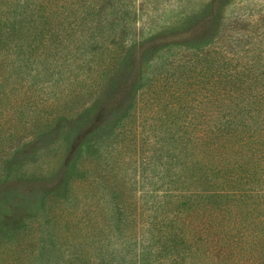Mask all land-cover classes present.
<instances>
[{"label": "rangeland", "instance_id": "obj_1", "mask_svg": "<svg viewBox=\"0 0 264 264\" xmlns=\"http://www.w3.org/2000/svg\"><path fill=\"white\" fill-rule=\"evenodd\" d=\"M75 1L74 24L73 19L51 22L56 30L64 33L62 37L68 36L62 41L66 47L34 45L27 38V44L18 50L10 104L20 99L19 95L34 96L39 102L47 96H55L61 99L62 105L68 103L70 96L84 87L87 81L86 71L91 72L93 68L94 50L97 56L102 55L100 58L105 56L107 62L111 58L106 53L109 52V41L99 46L88 43L92 35L99 33L95 28L100 21L108 20L114 26L116 22L113 20L119 18V25L126 24L128 28L122 42L125 47L123 54H126L117 66L114 64L115 70L103 77L107 82L102 90L78 109L70 110L69 105L65 111H60L58 107L47 111L41 106L31 107L34 114L25 109L26 128L36 133L22 139L0 156V252L10 244L25 246L30 258L27 264H44L48 260V252L52 256L50 262L66 263V259L56 251L54 233L60 229L74 230L65 224L64 219L78 206L72 202L76 192L68 186L71 177L74 181L87 179L82 189L76 184L80 198L94 186L95 204L102 205L101 212H111V216L104 221L107 235L98 239L104 256L108 255L109 264H116L118 250L131 246V250L140 255L143 254V247L152 244L146 224L154 222V208L159 201L167 203L168 197L175 195L173 190L183 186L178 180H187L189 174L182 171V166L190 164L186 157H192L193 152L183 151L181 145L171 139L173 127L166 126V119L179 107L175 94L183 91L179 90L177 80H174L177 74L173 75V84L166 93H162L160 87L149 88V84L156 81V75L161 74L166 65H171L184 48L207 45L221 36L227 51L240 50L241 47L232 45L234 39L243 42L244 48H250L249 52L234 54L241 65L249 61L252 52L263 56V66L257 73L247 72L239 66L226 73V79L231 74L232 79L241 80L242 89L235 87L230 92L236 99L211 106L210 102L198 104L197 100H188V105L182 102L185 113L199 108L221 113L236 110L239 107L236 102L250 93L247 89H253L255 83L264 77V0ZM100 3L101 9L96 10ZM82 16L93 17L95 21L86 28ZM77 23L80 24L78 31L75 27ZM47 24L44 22L43 26L47 27ZM50 35L44 33L43 36L49 38ZM71 54L73 59L68 57ZM173 65L176 70L179 69L178 64ZM19 77L24 81L18 82ZM60 81L64 88L56 85ZM139 99L141 110L136 104ZM83 102L80 101V104ZM188 106L191 107L189 111ZM253 107L248 104V109L253 110ZM50 110L49 116L57 114L64 117L55 116L52 121L46 119ZM5 112L15 118V110L10 105ZM151 113H154L153 116ZM127 114H132V117L125 120ZM30 117L37 118L36 122L31 124ZM130 129H135L137 143L128 149H121L119 159L112 157L108 160L109 164L98 166L93 164V159L85 158L88 151L96 152L98 146H103L104 150L110 148L115 139L126 144L131 137ZM106 165L113 169L109 176L110 169ZM107 192L120 207L124 206L123 212V209H111V205L104 204ZM86 210L80 214L83 221L93 216L96 219V212L92 213L88 207ZM122 214L124 217H121ZM121 218L124 219L122 221L128 220L132 227L124 229L122 226V232H117L115 230ZM115 225L113 230L110 229ZM124 234L128 237H123ZM67 246L63 245L65 250H69ZM13 251L6 249L7 254L0 253V262L2 256L6 257ZM154 260L153 255L152 264H155ZM186 263L197 264L198 259H188ZM119 264L141 263L137 257H128L126 262Z\"/></svg>", "mask_w": 264, "mask_h": 264}, {"label": "trees", "instance_id": "obj_2", "mask_svg": "<svg viewBox=\"0 0 264 264\" xmlns=\"http://www.w3.org/2000/svg\"><path fill=\"white\" fill-rule=\"evenodd\" d=\"M75 2V0H0V156L6 154L8 149L13 148L22 139L36 133V131L32 133L33 129L26 128L25 109L28 108V113L34 114L31 107L41 106L44 111L49 108L55 110L58 107L60 111H65L67 105L70 110L83 106L102 90L107 82L103 77H107L109 72L115 70L114 64L117 66L125 57L122 42L128 28L126 24L119 25L121 22L119 18L113 20L116 22L114 26L108 20L100 21L95 28L99 33L95 32L88 43L99 46L109 41V52L106 53H109L111 58L107 62L104 60L105 56L100 58L102 55L97 56L96 49L94 52L91 49L93 70L86 71L87 81L84 87L75 91L68 103L62 105L61 99L55 96H47L39 102L34 96L19 95L20 99H15L14 104H10L9 95L12 92L18 50L27 44V38H30V44L34 45L66 47L62 41L68 36L62 37L61 34L64 33L56 30V26L51 22L73 19ZM101 3L96 10L101 9ZM82 21L87 28L95 18L82 16ZM44 22L48 23L47 27L43 26ZM75 27L78 31L80 24L77 23ZM44 33L51 35L47 38L43 36ZM234 40L232 45L235 48L241 47L238 52L227 51L224 47L226 42L221 36L207 45L184 48L171 65H166L164 71L156 75V81L149 84V88L160 87L162 93H166L173 84L171 82L173 75L177 74L174 80H177L179 90L183 91L175 94L179 107L166 119V126L173 127L171 139H175L183 151L193 152V156L186 157L190 164L182 166V171L189 174L187 180H178L183 186L173 190L175 195L169 196L167 203L159 201L154 208L156 213L153 217L154 222L146 224L152 244L143 247V254L140 255L131 250V246L118 250L116 264L126 262L128 257H137L141 264H152L153 255L155 264H188L187 260L192 258L198 259L197 264H264V77H261L262 81L255 83L253 89L251 87L247 89L250 93L253 90L254 94L249 93L241 97L240 101L236 102L239 106L236 110L230 112L225 110L221 113L199 108L185 113L182 106V102L183 105H188V100H197L198 104L210 102L211 106L221 104L225 100L236 99L237 97L230 92L234 91L235 87L242 89L241 80L232 79L231 74H228L231 77L226 79V73H231L238 66L247 72L257 73L263 66L261 65L263 56L255 55L254 52L246 64H239L234 54L236 56L238 53L249 52L250 48H244L243 42ZM114 52L115 54H112ZM229 52H232L230 56ZM68 57L74 58L73 55ZM173 64H178L179 69L176 70ZM19 75L22 77V74ZM20 77L18 82H23ZM61 82L56 85L64 88ZM208 91L211 92L207 94ZM169 94L171 95V92ZM80 101L84 102L80 104ZM240 103L243 105L240 106ZM249 103L254 106L253 110L248 109ZM136 104L141 110L140 99ZM8 105L15 110V118H11L5 112ZM190 109L188 106V111ZM51 110L46 114V119L52 121L55 116L64 117L57 114L49 116ZM153 114L151 113L152 116ZM128 117H132V114H127L124 119ZM35 119L37 118L30 117V123H35ZM130 131L131 137L129 134L130 138L126 140V144L123 140L115 139L110 148L104 150L103 146H98L96 152L88 151L85 158L93 159V164L98 166L109 164L108 160L112 157L119 159L122 156L121 149H128L137 143L135 129ZM105 167L110 169L107 173L109 176L113 169L109 168V165ZM86 182L87 179L82 182V178L74 181L71 177V184L68 186L76 192L73 194L72 202L78 206L64 219L65 224L72 226L74 230L70 232L69 228L64 231L60 229L54 233L56 251L58 250L60 257L66 259V263L50 262L52 256L48 252V260L44 264H109L108 255L104 256L98 239L107 235L104 221L107 216H111V212L106 210L101 212L102 205L95 204L94 186L93 190L88 188L89 191L84 197H79L76 184L81 185L82 189ZM74 183L75 185H72ZM103 202L105 205H111L109 206L111 209L116 207L123 209L121 212L124 211V206L120 207L110 192L106 193ZM86 207L92 213L96 212V219L93 216L83 221L80 214L87 211ZM72 215L74 217H71ZM100 216L99 222L96 223ZM122 216L124 217L123 214ZM119 220L115 231L122 232L123 228L132 227L128 220L122 221L123 218ZM114 227L116 225L110 229L113 230ZM124 235L123 237H128V234ZM62 243L67 244L69 250H65ZM6 249L14 251L6 257L2 256L0 264L28 263L30 258L25 246L10 244L0 253L7 254Z\"/></svg>", "mask_w": 264, "mask_h": 264}]
</instances>
